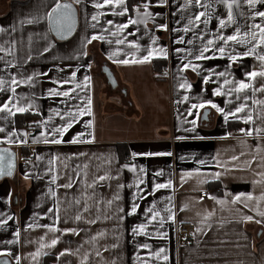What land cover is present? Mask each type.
<instances>
[{
	"label": "crops",
	"instance_id": "0c3cea01",
	"mask_svg": "<svg viewBox=\"0 0 264 264\" xmlns=\"http://www.w3.org/2000/svg\"><path fill=\"white\" fill-rule=\"evenodd\" d=\"M61 2L71 3L76 12L75 31L66 40H57L50 29L48 13L57 0H0V105L8 103V110L0 111L4 129L0 142L17 155L15 174L0 181V260L7 264H264V91H258L264 77L245 76L260 71L261 62L255 54L230 61V53L246 50L239 44H230L223 56L210 51L205 54L210 59L194 58L220 31L218 18L226 19L227 9L217 0H201L211 8L188 0H167L163 6L157 0H124L115 8H96L103 0ZM135 2L140 3L138 8ZM145 2L151 13L159 15L147 24L129 25L119 37L111 34L116 24L135 19L137 9L143 13ZM239 3L235 22L222 29L225 35L236 27L246 30L247 25L264 24L259 17L253 20V9L243 0ZM124 7L129 11L119 15ZM256 9L264 11V0ZM197 12L208 13L207 25H197L199 31H182ZM158 24L168 27L159 29ZM96 35L105 39H92ZM180 37L182 43L177 42ZM117 38L135 41L139 48L117 45ZM220 45L216 40L215 46ZM158 47L166 49L167 57L154 54L141 63L116 62L139 60L149 48ZM176 48L184 51L177 53ZM113 52L117 55L110 59ZM156 61L161 66L170 63V82L157 77ZM189 62L200 67L178 71ZM105 68L114 76V88L107 83ZM205 75L210 76L207 83ZM29 76L32 81L11 83L13 77L27 81ZM225 79L230 83L224 84ZM57 80L69 82L53 83ZM239 81L251 87L236 93ZM181 83L191 87L182 89ZM50 88L73 92L71 98L50 96ZM217 88L221 94L214 96ZM229 89L232 95L227 94ZM170 95L177 98L175 110ZM89 97L90 114L78 116L63 137L54 134L61 143H44L53 138L48 132L71 119L61 120L56 112L72 109L75 114V109L88 107ZM208 100L225 112H235L240 104L246 107L227 120L208 104L192 108ZM13 105L26 111L18 113ZM248 115L251 121H246ZM30 116L38 118L39 127L25 137L24 123ZM232 121L233 127H228ZM242 128L252 129V134L241 132ZM9 132L14 136L9 137ZM78 133L83 134L77 137L80 142L71 143ZM22 154L34 160H25ZM168 181L170 187L152 192L154 184ZM69 182L71 187L66 186ZM133 204L136 211L129 214ZM49 208L54 211L49 213ZM153 210L159 213L154 220L150 219ZM169 215L174 218L169 220ZM183 224L192 226L193 235L188 244L178 245L175 232ZM43 225H54L57 231ZM65 228L75 231L64 233ZM54 238L58 242L51 246ZM145 244L147 248L141 247ZM160 249L164 251L158 255ZM61 252L64 255L58 259Z\"/></svg>",
	"mask_w": 264,
	"mask_h": 264
},
{
	"label": "snow or ice",
	"instance_id": "6c2138e0",
	"mask_svg": "<svg viewBox=\"0 0 264 264\" xmlns=\"http://www.w3.org/2000/svg\"><path fill=\"white\" fill-rule=\"evenodd\" d=\"M166 2H167V0H157V5L163 6ZM217 2L223 4V6L227 9V17H226V19L225 18H218V27H219L220 31H218L213 38L207 39L206 43H204L203 39L201 40V42L204 43V46L201 49H198L196 51V53L194 54L195 60L199 61V60L212 58L211 56L205 55L206 53H209L210 51L213 53V55H215L218 52L221 56H223L226 52V47H228L230 44L244 45L246 47L245 51H243L242 53H236V54L230 53L228 55V59L230 61H236L240 57H248V56L255 54L256 59L261 62V70L260 71L253 70L250 72H246L245 76L249 80L254 79L257 76L264 77V24L253 23L251 25H247L246 30L242 29L240 27H236L235 31L232 34L225 35L222 32V29L227 28L229 26V24H233L235 22L234 8H238L240 6V3H239V0H217ZM259 2H260V0H243L244 4H246L250 9H253V11L251 12V17L253 18V20L256 17H259L261 19V21H264V11H260V10L256 9V5ZM188 3L189 4L194 3L197 6H203L205 8H211L212 7V5L210 3L202 5L201 0H188ZM104 5H110L113 8H115V6H117V5L123 6L124 0H103V5L97 3V4H95V7L96 8H102ZM149 6H150L149 3L145 2L143 4V9H144L143 13H140L137 9V17L135 19L129 18L126 23L116 24L115 25L116 31L112 32L111 34L119 37L120 33L124 32V30L127 29L129 27V25H136V24H141V23L147 24L149 19H154V16H158L159 13L153 14L149 11ZM181 7L183 8V7H185V5H181ZM67 9H70V5L60 4L59 0H57L55 7L52 9L51 12L48 13L49 20L51 21L54 15L58 18V20L59 19H66L65 17L62 16V12H63V10H67ZM128 11H129V9L127 7H124L123 12H120L118 14L124 15V13H126ZM113 14H117V13L114 12ZM202 18H204V19H202ZM96 19H97V17L94 15L93 20H96ZM200 23L207 25V23H208V13L207 12L195 13L193 18H189L188 24L183 27L182 31L189 32V31H192L193 29H196L197 31H199V29H197L196 26L199 25ZM107 24L113 25V21L108 20ZM156 27L159 29H165L166 30L168 26L166 24H158V25H156ZM253 29L258 30V32L254 31ZM65 31L68 33H70L72 31L71 23L68 24ZM173 31H177V29H173ZM201 37H203V33H201ZM248 37H251L252 41H249L247 39ZM92 39H99V40L103 41L105 38L102 35H96V36H93ZM153 39H155V38H153ZM216 40L221 41L220 46H215ZM183 41H184V37H180L177 42L182 43ZM115 43L117 45L128 43L131 48H136V49L139 48V45L135 41H125L123 39L117 38ZM187 43L193 44V40H188ZM257 48H260L261 52H257ZM47 50L48 49L45 48V51H47ZM175 51L177 53H180L181 51H184V50L181 48H176ZM154 54L167 57L166 49L164 47H158V48H149L147 55L143 56L139 60H137L135 57H133V59L125 58V59L117 60L116 62L121 63V64L141 63V62H144V61L151 59ZM115 55H117L116 52L110 53L109 58L111 59ZM129 55H132V54L129 53ZM199 67H200V65L193 64V63L189 62V63H184L183 66L180 69H178V71L182 72L185 69H189V68H191L193 71H196ZM209 72L211 73V70H209ZM212 74H215L217 76H225L226 75V73H212ZM40 75H46V74L41 73ZM75 76H76V73L73 72L72 77H75ZM32 80H33L32 76L27 77V81H24V80L18 81L16 79V77H13L11 80V83L13 85H16L17 83H25V82L32 81ZM84 80L88 81L89 77L85 76ZM203 80L205 83L209 82L210 76L205 75L203 77ZM68 82L69 81H59V80L53 81V83H56L58 85L68 83ZM2 83H3V81H0V84H2ZM229 83H230V81H228L227 79L224 80V84H229ZM179 86L182 89L191 87L190 84H186V83H181ZM76 87L79 88V87H81V85L77 84ZM222 87H223V85H221V88ZM250 87H251L250 83L245 82V81H239L238 83H236L235 92L241 93V92H244L245 90L249 89ZM255 90H257V89H254V91ZM13 91H14V89H13ZM258 91H264V85H261V88L258 89ZM72 92H73V89H69L67 91H59L56 88L48 89V95H50V96H61V97H66V98H71L70 94ZM212 94L214 96L220 95L221 94L220 88L214 89ZM227 94L232 95V90L229 89ZM187 98L188 97L186 96L185 99H187ZM8 99L10 101L11 97H9ZM237 99H239L238 96H237ZM244 99L245 100L248 99L247 95L244 96ZM229 102L230 101H226V103H229ZM254 102L255 103H261V101H254ZM205 104L210 105L212 108L216 109L217 112L224 114L225 120H227L229 118V116H232L235 118L236 114L241 113L242 110L246 107V105L240 104L238 107L235 108V112H225L224 108L218 107L215 103L208 100V101H204L203 103H201L199 105L193 104L192 108H203L205 106ZM90 105H91V98L89 97L88 98V107L83 108V109H80V108L75 109V114H74V111L72 109H69V111H67L63 114H61L60 112L57 111L56 115L60 116L61 120H64L65 117H71V119H68L66 123L62 124V126L55 127L52 129L51 132H48L47 135L53 136V138L52 139H44V143H48V144H51V143L59 144V143H61L62 140L55 138L54 134H58L59 137H63L64 134L66 132H68V130L72 127L73 123L78 118V116H82L85 113L90 114ZM13 107H15V111L18 113H23L26 111V109L24 107L19 106V105H13ZM7 110H8V103L7 102L0 105V111H7ZM189 111L191 112V109ZM251 120H252V116L248 115L246 117V121H251ZM88 123L90 125L91 121H89ZM192 123L195 124V121H193ZM3 131H4V129L0 128V132H3ZM240 131L241 132L246 131V133L248 135L252 134V129L245 130L242 128V129H240ZM256 131L259 132V129H257ZM22 135L26 137L28 134L25 132ZM82 135L83 134L78 133L77 136H74L72 138V141H70V142L71 143L80 142L77 139V137H81ZM8 136L9 137L14 136V132H9ZM40 137L41 138L45 137L44 131H42L40 133ZM8 142H12V141H8ZM16 142L26 143V140H18ZM36 142H37V140L35 138H33V143H36ZM145 155H161V153H147ZM2 159H3V156L0 155V160H2ZM233 159H235V157ZM201 163H203V161H201ZM8 167H9V169L12 167L11 163H9ZM0 171H3V169H0ZM141 171H143V169H141ZM99 179L103 180L104 177H99ZM181 179L183 180L184 177L182 176ZM53 181H55V177H53ZM66 186L71 187L72 186L71 182H69V184ZM170 186H171V181H168L167 184L156 183L152 187V192L154 193L157 189L170 187ZM138 191H142V190L138 189ZM53 195H55V193H53ZM141 198H143V197L141 196ZM218 202L223 203V201H218ZM136 208H137V205L133 204L131 207V212L129 214L134 213L136 211ZM53 211H54L53 208L48 209L49 213H52ZM55 211L57 213L59 212L58 207L55 209ZM157 216H159V213L153 210L151 213L150 219L154 220ZM173 218L174 217L172 215L168 216L169 220H172ZM56 219L57 220L59 219L58 215H57ZM79 219H80V216L77 215L76 220H79ZM245 219L251 220L252 217H245ZM0 223H3V221H0ZM160 223L162 225L163 221L161 220ZM37 226H40V225H37ZM29 227H32V225H29ZM43 227L48 228L52 232L57 231V229L55 228L54 225H43ZM139 228L141 231H143L145 229V225L141 224L139 226ZM74 231L75 230L71 229V228L63 229L64 233L74 232ZM135 231L136 230L134 229V232ZM57 242H58V240L54 238L51 240L50 245L55 246L57 244ZM9 243H12V241H9ZM41 247L43 248V247H45V245L41 244ZM141 247L147 248L148 245L145 244V245H142ZM65 251H67V250H65ZM163 251H164L163 249H160V253H158V255L162 254ZM61 255H64V252H61L60 254H58L57 258L59 259V256H61ZM162 258L164 260H167L166 256H162ZM17 260H19V257H17ZM5 264H7V262H5Z\"/></svg>",
	"mask_w": 264,
	"mask_h": 264
},
{
	"label": "water",
	"instance_id": "95a60500",
	"mask_svg": "<svg viewBox=\"0 0 264 264\" xmlns=\"http://www.w3.org/2000/svg\"><path fill=\"white\" fill-rule=\"evenodd\" d=\"M60 4H67L70 5V9L63 10L62 16L66 19H59L54 15L52 20H49L50 29L57 40H66L70 38L76 28V12L73 5L69 2H61ZM71 23L72 31L70 33L66 32L65 29L67 28L68 24ZM105 76L107 78V83L114 88L116 86V81L114 76L109 71V69L105 68L104 70ZM0 155L3 156V159L0 160V181L6 178H12L16 171L17 166V155L13 148L9 146H4L0 142ZM11 163L12 167L9 169L8 165ZM6 260L2 258L0 263H5Z\"/></svg>",
	"mask_w": 264,
	"mask_h": 264
},
{
	"label": "built area",
	"instance_id": "2783aa9c",
	"mask_svg": "<svg viewBox=\"0 0 264 264\" xmlns=\"http://www.w3.org/2000/svg\"><path fill=\"white\" fill-rule=\"evenodd\" d=\"M140 6L139 2H135V7L138 8ZM170 63L166 62L161 66L160 71L157 73V77L161 80H167L170 82L171 80V71ZM169 102L171 104L172 110H175L178 106L177 98L173 95H170ZM31 115V114H30ZM25 131L28 135L35 134L37 128L39 127V120L36 117L30 116L28 120L24 123ZM23 159L28 161H33L34 157L30 154H22ZM205 194H201L203 197ZM193 235L192 226L188 224L181 225L175 232V241L178 245H186L190 242Z\"/></svg>",
	"mask_w": 264,
	"mask_h": 264
},
{
	"label": "trees",
	"instance_id": "16d2710c",
	"mask_svg": "<svg viewBox=\"0 0 264 264\" xmlns=\"http://www.w3.org/2000/svg\"><path fill=\"white\" fill-rule=\"evenodd\" d=\"M153 65H154L155 73H158L160 71V69H161V64L156 61V62H154ZM227 125H228V127H233L234 122L232 121V122L228 123Z\"/></svg>",
	"mask_w": 264,
	"mask_h": 264
}]
</instances>
